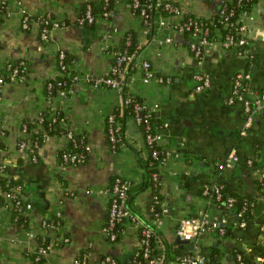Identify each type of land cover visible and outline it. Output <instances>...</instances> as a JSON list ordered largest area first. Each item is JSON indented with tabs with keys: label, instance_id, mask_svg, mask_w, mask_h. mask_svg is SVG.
<instances>
[{
	"label": "crops",
	"instance_id": "crops-1",
	"mask_svg": "<svg viewBox=\"0 0 264 264\" xmlns=\"http://www.w3.org/2000/svg\"><path fill=\"white\" fill-rule=\"evenodd\" d=\"M90 1L100 0L4 3L0 67L21 58L27 62V72L24 77H10L1 86L0 123L6 134L0 146V175L7 176L33 208L29 224L22 226L8 208L0 205V264H74V259L83 253L87 264H103L107 254L129 260L139 244L140 222H128L117 241L104 231L109 205L107 187L116 176L130 179L133 208L144 215L155 191L147 183L150 150L142 125L135 122L133 114L118 118L122 140L113 147L108 138V114L117 107L124 113L123 97L108 85L94 84L96 77L110 73L114 53L122 48L131 30L137 32L141 47L137 57L148 59L155 74L146 77L140 60L129 63V90L149 104L161 134L159 144L171 151L167 163L159 167V192L169 211L160 219L149 220L159 233L158 245L166 249L167 264H176L175 252L195 251L204 253L210 261L237 264V252L249 256L252 246L263 236L264 179L260 170L264 168V109L243 134L242 104L229 103L228 95L234 76L241 71L251 74L245 93L248 97L255 98L264 86V0H257L250 13L248 53L237 46H225L217 38L205 46L200 58L190 49V36L179 33L175 26L189 14L212 16L220 11L222 0H173L181 8L180 15H160L166 21L164 25L156 21L154 31L145 25L130 0H115L108 15L98 16L92 28H85L77 18ZM21 10L32 14L50 12L64 23L43 40L37 26L22 27ZM165 33L172 35V43L163 41ZM61 49L72 56L70 67L76 78L68 97H54L53 103L65 113L64 125L76 133L85 132L90 144L88 160L77 164L63 163L58 157V151L69 142L64 133L47 135L35 158L18 145L23 122L38 116L49 103L46 84L60 73ZM197 72L210 74L207 89H195ZM159 75L170 76L171 80L161 82ZM232 149L236 157L227 162ZM249 159L255 162L250 164ZM217 180L231 192L257 201L252 224L239 227L235 208L219 205L202 194L205 183ZM3 191L0 184V193ZM58 207L63 210L62 226L50 230L47 236L48 240H57L55 249L38 262L34 251L40 242L42 219L52 216ZM202 213L225 220V226H232L231 233L211 231L198 242L177 241L180 219Z\"/></svg>",
	"mask_w": 264,
	"mask_h": 264
},
{
	"label": "built area",
	"instance_id": "built-area-1",
	"mask_svg": "<svg viewBox=\"0 0 264 264\" xmlns=\"http://www.w3.org/2000/svg\"><path fill=\"white\" fill-rule=\"evenodd\" d=\"M241 1V0H237ZM222 6L226 0H222ZM3 3H6V0H3ZM134 7H139L140 0H133ZM164 5V8L168 9L173 15H180L181 8L173 0H157L156 7ZM151 6V5H150ZM220 8L221 12H225V7ZM22 11L21 25L24 29H29L33 25L37 26L39 29L40 36L43 40H48L53 28L60 26L64 21L55 18L50 12H43L32 14L26 10ZM234 11L231 10L229 14H232ZM251 11L243 10L240 14L241 22L236 27L235 32H227L225 38L222 40L225 46H237L244 53H248L249 48V19L251 18ZM109 11L105 12V15H108ZM140 16L142 17L146 26H149L150 13L147 9L143 8ZM95 15L92 10L91 3H87L85 10L81 13L77 21L79 24H84L85 22H93L95 20ZM161 25H164L166 19L163 16L157 18ZM228 26V23L225 24ZM176 30L179 33H189L190 42L189 46L193 55L197 58L202 57L204 53L205 46L211 41L208 37L209 27L201 25V23L194 18L193 16L186 15L182 16L181 20L175 26ZM172 35L167 33L163 36V41L167 43L173 42ZM115 58L110 70V73L107 75H100L95 78V85H108L114 88L119 94L123 97L124 103H130L133 105V118L138 125H143V132L147 146L149 147L150 154L153 158L162 157L160 166H164L169 160L171 151L167 149H160L157 145L161 139V134L159 131L153 129L151 118L153 113L149 104L144 101H140L133 97L132 95H124L126 88L129 89L130 81L127 76V65L131 62H137L140 60L141 66L144 68L146 77L154 76L155 72L152 67V63L148 59L135 58L133 53H130L126 48L118 49L115 51ZM66 57L65 50H59V63L61 73H65L67 64L64 62ZM24 61L22 60L21 63ZM20 70L16 66L12 70L11 77L19 76L24 77L23 74L19 73ZM76 78V76H74ZM251 74L247 71H241L237 73L232 81L230 92L228 95L229 103L240 102L244 110V127L242 133L245 134L247 130L253 125L255 115L261 110L264 109V86L261 89V93L255 98L248 97L245 93L249 90L248 80L250 79ZM195 78L197 84L195 89L197 91H202L207 89L211 85V76L207 72H197L195 73ZM158 79L161 82H169L171 80L170 76L159 75ZM0 83H5L3 81V75H0ZM60 84L62 82H59ZM2 84V85H3ZM54 82L48 81V88L51 90ZM49 104H52V107L61 109L59 106L53 103L52 95L47 94ZM61 99H66L68 97V90L66 88H61L58 90L57 96ZM41 112H39L38 117H41ZM63 123L65 124V119L62 118ZM108 138L112 142L113 147L122 140L121 135V124L117 119L116 114L111 112L108 114ZM167 124V123H166ZM22 137L19 139L18 145L21 149H25L31 153L34 158L36 157L37 150L40 147V143L36 133L33 135V131L29 129L27 122L22 124ZM6 130L3 128L0 123V142L4 141ZM46 136L47 132L44 133ZM68 138H74V131L69 129L66 133ZM45 136V137H46ZM77 143V141H76ZM86 149H90V144H86ZM86 155L81 151H75L73 153L64 152L63 159L69 163H82L85 160ZM236 157L235 149H232L228 154L227 162L233 160ZM255 159H249V163L253 164ZM221 164L219 167L221 168ZM261 177L264 179V168H261ZM151 180L154 181L155 185L158 186V189L155 190L152 194L151 200L147 206L145 214L143 215L144 219L149 221L150 219H160L169 211V206L162 198L159 192V185L161 183V176L159 169L154 171L151 174ZM132 186V181L128 178L122 176H116L113 182L107 187V192L109 194V205L106 222L104 225V231L112 241H116L118 236L125 233L126 228L122 230H115L117 223L122 221L124 218H130L131 220L136 219V215L133 213L129 207V190ZM226 185L222 181L207 182L203 185L202 194L209 200L221 205L222 203L233 207L236 209V214L238 216L237 224L241 228H245L248 225V220L246 214L249 210H253L255 205V200L245 199L242 202V205L238 208L236 207L237 196L228 195L225 191ZM0 205H3L5 208H8L11 212L17 210L22 211L24 214L29 215V212L33 208L31 201L27 200L20 194L19 188L11 186L10 189H5L3 193H0ZM54 216L49 220L48 217L42 219L41 222V234L40 242L36 248L35 258L40 260L46 258L54 249L57 243L56 239L47 238L48 232L50 230H56L62 226L63 222V210L61 207H58L54 211ZM16 217L14 218V220ZM142 226L141 233L142 236L139 238V244L134 250V255L129 261L131 264H167V255L165 251L155 252L151 248V237L153 234V228L148 225L145 220H138ZM211 231H219L220 233L226 232L225 220L211 218L207 213H202L199 215H191L182 217L178 223L177 233L182 239H187L190 241L198 242V240L204 234ZM65 240H68L69 237H64ZM264 242V240H263ZM160 248L165 249L161 245ZM259 260H264V256H259ZM237 261L239 264H243V257L241 253L237 254ZM103 264H118L117 260L113 255L107 254L103 257ZM87 263L86 253L77 256L74 259V264H83ZM176 264H219V262H211L209 258L202 252H190L183 253L175 258Z\"/></svg>",
	"mask_w": 264,
	"mask_h": 264
},
{
	"label": "trees",
	"instance_id": "trees-1",
	"mask_svg": "<svg viewBox=\"0 0 264 264\" xmlns=\"http://www.w3.org/2000/svg\"><path fill=\"white\" fill-rule=\"evenodd\" d=\"M114 1L115 0H100L99 2L90 1L87 3H91L93 13L95 15V18H97L98 16L105 15L106 11L110 12L114 7ZM130 1H131L132 6L135 9V12L137 14L140 15L143 8H145L149 11L151 17H150L148 24H149L150 29H152L153 31L156 30V26H157L156 21L160 15L171 14V12L168 9L164 8L163 4L157 8L156 7L157 0H140L139 7H134L133 0H130ZM256 1L257 0H241V1L226 0V2H224V5L222 6V7H225V12L219 11L210 17H198L195 15H190V16H193L194 18H196L201 23V25L209 27L208 37L211 40L217 39V38H220L221 40H223L228 31L229 32L230 31L235 32L236 27L241 22L240 14L243 12V10H247L250 12ZM87 3H85V5L82 7L80 14L83 13V11L85 10ZM5 5L6 4H4V3L0 4V18L2 16V14L4 13V11L6 10ZM233 9H234L233 13L229 14L230 11ZM95 20L93 22H85L84 24H81V25H83L85 28H89V27L92 28L94 26ZM226 23H228V26H225ZM185 34L189 36L188 32ZM121 46H122V49L126 48L130 53H133L135 55V58H137L138 52L141 50L140 49L141 47H140V44L138 41L137 32L135 30L128 31V33H127L126 37L124 38ZM22 60L24 61L23 63H21ZM72 61H73L72 56L66 51V57L64 59V62L67 64V68L65 69V73H61V71H60L61 66L59 63L60 73L55 78L48 80V81L54 82V85L51 88V90H49V88H48V81H47L46 94L52 95V99L57 96L58 90L61 88H66L68 90V95H69V92L71 89V84H72L73 80H75V77H74L75 73L73 72L72 68L70 67V64ZM134 61L132 63H134ZM16 66L20 70L19 73L23 74L25 76V74L27 72L26 60L21 59V58L16 59V60H10L5 64V66L0 67V75H3V81L4 82H6L11 77L12 70ZM127 76H128V72H127ZM59 82H62V83L60 84ZM2 84L3 83H0V92H1ZM124 95L125 96L132 95L136 99L142 101L138 96L133 94L128 88L125 89ZM123 107H124V109H122V111H124L123 114L120 113V107H117V109L115 110L114 113L116 114L117 119L122 118V116H125V115H132L134 113L132 104L123 103ZM153 117L151 118L153 129L158 131L154 125ZM62 118L65 119V121H67L65 113L63 112V110L59 109V112H58L57 109L52 107V104L48 103V105L42 110L41 117L36 116L34 118H31V119H26L24 122H27L29 129L33 131V135H35V133H36L35 130L36 129L38 130L37 131L38 140H39V143L42 144L44 139H45V136H46L44 134L45 132H47L48 135L54 134V133L66 134L68 132L70 127L64 125ZM142 127H143V125H142ZM76 141H77V143H76ZM3 143H4V141H1L0 146L3 145ZM87 143H88V138H87V134L85 132L76 133L74 131V138L69 139L68 145L64 148H61L58 151V157H59L60 161L63 163H66V164H77V163L66 162L63 159V153L64 152L73 153L75 151H81L82 153H84L86 155L84 162L87 161L88 157H89V150L86 149ZM157 146L160 149H162L161 145H157ZM161 156L158 158H153L150 154L148 157V160H147V174L149 175V181L147 183L148 184L150 183L152 185V187L154 188V190H157L158 186L155 185L153 180H151V174L154 171H157L159 169V164L161 163V159H162ZM5 169H6V171L9 170L8 167ZM113 180L110 182V184L113 182ZM0 184L4 190L10 189V187L13 186V182L11 180L9 181L8 177L5 175H0ZM144 184H145V182H144ZM225 191L228 195L237 196L236 207H238V208L242 205V202L245 199H247L244 196H241V195H238V194L231 192L230 190H228V188H226ZM131 192H132V187L129 190L128 204H129V207L131 208V210L133 211V213L136 215V219L134 221V220H131L130 218H127V217L124 218L122 221L117 223L115 230L118 231V230H122V229L126 228V225L128 224V222H131V221L132 222H138V220L143 219V220H145V222L148 225H150L153 228V234L151 237V248H153V250L155 252L165 251V253H166V249H162V248H160V246H158L159 233H158L155 225L153 223H151L150 221H147L146 219H144L143 214L141 213L140 209L136 210L135 208H133ZM256 207H257V201L255 200V205H254L253 210L252 211L249 210L247 212V214L245 215L247 220H248V225L252 224V222L254 220ZM12 216H13V218L16 217L15 221H17L22 226H27L29 224V215L24 214L22 211L15 210L12 212ZM53 216L54 215L49 216L48 217L49 220ZM141 229H142V226L139 227V231H138L139 232V238H141V236H142ZM231 229H232V226L227 225L225 234L231 233ZM261 233L263 235L261 240L252 246V249L249 253V256L242 253V257H243V261H244L243 264H264V260H258L257 259V257H259V256H264V242H263L264 228H261ZM120 237H121V234L118 236V239H120ZM177 248H176V251H177ZM238 253L239 252H237V254ZM237 254H236V258H237ZM133 255L134 254L131 255V258ZM166 255H167V253H166ZM175 255L179 256V255H181V253L175 252L174 256ZM113 256L117 260L118 264H131V262L129 260H123L118 256H115V255H113ZM43 260H44V258L38 260V262H42ZM216 261L217 260H215V259H211V262H216ZM83 264H87V263H83ZM219 264H221V263L219 262ZM237 264H239L238 261H237Z\"/></svg>",
	"mask_w": 264,
	"mask_h": 264
},
{
	"label": "water",
	"instance_id": "water-1",
	"mask_svg": "<svg viewBox=\"0 0 264 264\" xmlns=\"http://www.w3.org/2000/svg\"><path fill=\"white\" fill-rule=\"evenodd\" d=\"M176 239H177V241H187V239H182L179 235H177Z\"/></svg>",
	"mask_w": 264,
	"mask_h": 264
}]
</instances>
